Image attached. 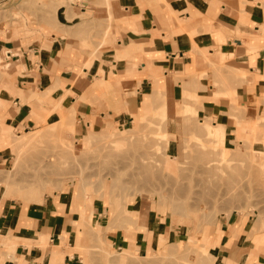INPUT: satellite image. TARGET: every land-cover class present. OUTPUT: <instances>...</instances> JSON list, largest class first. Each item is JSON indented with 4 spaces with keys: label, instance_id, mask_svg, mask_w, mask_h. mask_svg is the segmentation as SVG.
Wrapping results in <instances>:
<instances>
[{
    "label": "rangeland",
    "instance_id": "1",
    "mask_svg": "<svg viewBox=\"0 0 264 264\" xmlns=\"http://www.w3.org/2000/svg\"><path fill=\"white\" fill-rule=\"evenodd\" d=\"M123 1L20 0L17 8L0 13V40L15 42L26 51H43L63 39L65 51L59 63L75 69L68 61L71 50L73 55L80 52L81 58L75 59L89 68L107 49H118L124 33L122 18L129 15L120 9ZM137 1L141 6L171 9V0ZM4 58L0 92L10 91L15 68L22 75L21 64L14 63L18 58L10 62ZM209 62L216 71L225 67ZM189 79L200 87L203 76ZM177 81L185 87L184 79ZM200 89L184 88L176 104L157 88L146 97L133 125L106 124L87 130V137L78 135L81 124L73 111L61 114L59 122L45 121L27 130L4 127L1 114L9 106L0 99V149L9 148L7 160L0 163V196L26 207L64 194L77 195L80 203H93L102 214L88 219L95 231L91 222L82 225V232L94 233L98 240L99 227L104 225H109L107 232L137 233L144 231L140 226L150 218L162 223L163 239L159 242L158 237L148 253H126L107 241L87 239L91 244L87 248L102 260L112 256L117 264H214L211 239L224 219L243 215L253 232L264 234V140L251 131V125L264 126V117L257 113L251 122V111L231 91L227 96L235 112L232 116L245 115L239 127L247 135L242 143L226 147L224 127L210 134L203 125L214 124V119L201 113L196 95ZM33 96L38 103L33 108L42 110L44 94L37 91ZM56 110H46L47 116ZM88 205L82 206V214Z\"/></svg>",
    "mask_w": 264,
    "mask_h": 264
},
{
    "label": "crops",
    "instance_id": "2",
    "mask_svg": "<svg viewBox=\"0 0 264 264\" xmlns=\"http://www.w3.org/2000/svg\"><path fill=\"white\" fill-rule=\"evenodd\" d=\"M19 1L0 0V13L17 8ZM170 8L141 6L137 0L121 2L120 9L129 15L122 18L124 33L118 49H107L89 68L75 59L81 53L73 55L71 50L68 61L75 69L59 63L65 51L60 36L62 41L43 51H26L15 42L0 40V63L4 57L9 62L18 58L14 63L22 68V75L15 68L10 91L0 92L1 101L9 106L1 114L4 127L27 130L45 121L59 122L61 114L73 111L81 124L78 135L87 137V130L106 124L133 125L146 97L157 88L176 104L184 88H201L196 94L201 113L214 119V126L224 127L225 146L242 143L247 133L239 123L245 115L232 116L235 112L227 95L233 91L238 103L251 111V122L257 113L264 117V0H171ZM209 60L225 67L211 69ZM195 75L203 76L200 87L189 79ZM179 79L185 80V87ZM37 91L44 94L42 110L33 108L38 104L33 96ZM49 108L57 109L50 117ZM251 128L264 140V126ZM8 149H0V163L7 160ZM42 202L25 207L0 196V264H117L112 256L110 263L94 256L86 240H104L126 253H148L164 236L162 223L150 218L140 226L144 231L137 233L107 232L109 225L101 226L98 240L88 231L94 229L89 217L102 218L93 203L89 206L80 203L77 195L66 194ZM84 205L88 206L82 214ZM86 222L91 223L84 233ZM249 223L243 215L223 220L220 232L211 239L214 264H264V234L253 232Z\"/></svg>",
    "mask_w": 264,
    "mask_h": 264
},
{
    "label": "bare ground",
    "instance_id": "3",
    "mask_svg": "<svg viewBox=\"0 0 264 264\" xmlns=\"http://www.w3.org/2000/svg\"><path fill=\"white\" fill-rule=\"evenodd\" d=\"M105 72V71H104ZM101 79V78H100ZM201 125V124H200ZM204 126H205V129L210 133V134H212L213 133V131L214 130H217V129H220V128H222L223 126H221V125H216V126H214L213 124H210V123H204L203 124ZM198 126L196 125V127L195 128H197ZM203 127V126H202ZM193 129H194V127H193ZM209 144V143H208ZM239 150H241V149H239ZM218 152V151H217ZM244 153V152H243ZM206 156V155H205ZM234 160V159H233ZM230 161H232V160H230ZM235 161V160H234ZM239 162V161H238ZM223 163V162H222ZM41 199V198H40ZM39 201V200H38ZM41 201V200H40ZM177 209V208H176ZM92 218H93V215H92ZM163 239V236H161L160 237V239H159V242L161 241ZM199 258V257H198ZM198 260H200V259H198ZM185 264V263H184Z\"/></svg>",
    "mask_w": 264,
    "mask_h": 264
}]
</instances>
